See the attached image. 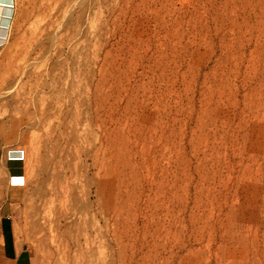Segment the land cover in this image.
I'll list each match as a JSON object with an SVG mask.
<instances>
[{"label":"rangeland","instance_id":"374dc122","mask_svg":"<svg viewBox=\"0 0 264 264\" xmlns=\"http://www.w3.org/2000/svg\"><path fill=\"white\" fill-rule=\"evenodd\" d=\"M10 6L0 121L30 264H264V0ZM110 192L135 201L121 260Z\"/></svg>","mask_w":264,"mask_h":264},{"label":"crops","instance_id":"0c3cea01","mask_svg":"<svg viewBox=\"0 0 264 264\" xmlns=\"http://www.w3.org/2000/svg\"><path fill=\"white\" fill-rule=\"evenodd\" d=\"M11 14L12 10L10 17ZM8 25L0 30V46ZM21 150L16 125L0 121V264H30L28 249L21 246L10 220L11 206L20 203L19 195L25 183L24 159L15 160L21 156Z\"/></svg>","mask_w":264,"mask_h":264},{"label":"bare ground","instance_id":"6f19581e","mask_svg":"<svg viewBox=\"0 0 264 264\" xmlns=\"http://www.w3.org/2000/svg\"><path fill=\"white\" fill-rule=\"evenodd\" d=\"M10 5H11V0H0V30L1 29L3 30L8 25V19L10 17L9 11L11 10ZM113 156L114 158L118 157L117 154ZM118 195H119L118 193L113 194L110 192V194L108 195L109 198L104 201H109L111 204L108 210L111 211L110 214L113 215L114 222H115L114 223L115 228L113 229L114 243H115V246L117 247V248L115 247L117 249V251L115 252V258L121 260L126 250V247L128 245L127 243L132 242V234L134 233L135 231L134 229L136 228L132 224L133 220L129 218L130 210L132 206L134 205L135 201L131 199V201L130 202L128 201V203H124V202L122 203L121 200H119L120 195L119 196ZM165 235H168V234H165ZM161 248L165 249L166 247L162 246ZM181 249H182V246L179 248V250ZM195 254L199 255V252L196 251Z\"/></svg>","mask_w":264,"mask_h":264},{"label":"built area","instance_id":"2783aa9c","mask_svg":"<svg viewBox=\"0 0 264 264\" xmlns=\"http://www.w3.org/2000/svg\"><path fill=\"white\" fill-rule=\"evenodd\" d=\"M15 160H23V152L21 151V156L19 158H15Z\"/></svg>","mask_w":264,"mask_h":264}]
</instances>
